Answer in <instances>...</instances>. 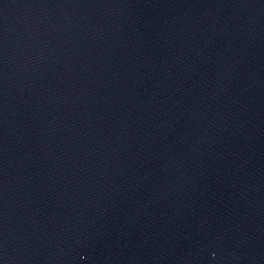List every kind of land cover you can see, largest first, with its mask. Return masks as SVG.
Returning <instances> with one entry per match:
<instances>
[{
	"label": "water",
	"instance_id": "obj_1",
	"mask_svg": "<svg viewBox=\"0 0 264 264\" xmlns=\"http://www.w3.org/2000/svg\"><path fill=\"white\" fill-rule=\"evenodd\" d=\"M0 264H264V0H0Z\"/></svg>",
	"mask_w": 264,
	"mask_h": 264
}]
</instances>
